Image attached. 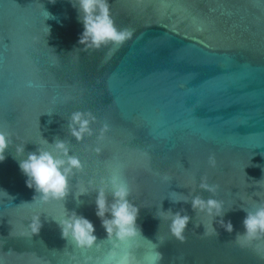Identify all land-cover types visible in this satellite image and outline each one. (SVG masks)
<instances>
[{
    "label": "water",
    "instance_id": "1",
    "mask_svg": "<svg viewBox=\"0 0 264 264\" xmlns=\"http://www.w3.org/2000/svg\"><path fill=\"white\" fill-rule=\"evenodd\" d=\"M109 8L131 38L86 49L69 0H0V129L13 140L0 161V264H103L110 251L138 264H264V235L237 240L241 208L264 202V0H109ZM77 110L94 117L80 141L66 124ZM42 137L64 140L83 163L73 192L119 165L141 234L107 239L94 191L33 197L14 146L25 143L27 154ZM195 195L220 200L233 231L193 209ZM73 210L94 225L93 247L61 238L58 221ZM168 210L189 217L182 239Z\"/></svg>",
    "mask_w": 264,
    "mask_h": 264
},
{
    "label": "clouds",
    "instance_id": "2",
    "mask_svg": "<svg viewBox=\"0 0 264 264\" xmlns=\"http://www.w3.org/2000/svg\"><path fill=\"white\" fill-rule=\"evenodd\" d=\"M69 2L77 10V19L82 24L77 43L84 48L100 49L109 44L119 46L131 38V30L116 27L110 15L109 0H69ZM93 121L94 117L90 113L73 111L66 122L69 134L76 141H80L85 135L92 134L90 123ZM104 127L106 128V125ZM12 143L10 134L0 129V161L5 159V149ZM24 144L16 143L14 150L15 156L23 157L17 161V165L25 177V186L34 191L33 197L38 198L41 203L63 200L69 191H72L70 180L83 168L80 158L72 155L67 143L59 138L50 143L42 137L36 144L35 151H29L27 154H24ZM94 150L99 151L98 148ZM214 163V159L210 156L209 164L214 166ZM199 187L210 193L216 192V185L208 184L203 180ZM93 191L95 216L99 218L107 239L124 243L138 233L141 234L136 223L138 207L129 199L130 187L123 179L119 165L111 167L108 175L101 178L99 184L89 180L79 184L72 194L74 199H78L81 195ZM106 194H110L111 200H107ZM171 199L173 202L188 201L187 196L176 193H172ZM190 206L204 212L210 218L220 217L215 222L219 223L224 231L229 233L233 231L231 222L222 218L223 203L220 200L211 196L204 199L195 195L191 197ZM241 210L244 212L241 220L243 231L237 236V240L251 241L264 235V202L256 203L251 209L241 208ZM161 213H166L170 217V232L176 238L182 239L189 217L179 211L168 210ZM57 226L61 238L66 240L70 238L77 248L88 249L97 244L92 222L74 210L67 211L59 219ZM40 227L41 224L34 218L30 225L31 231L36 233ZM208 228L211 232H215L212 223ZM158 256L157 253V258ZM103 264H138V262L128 251H123L118 257L115 252L110 251ZM145 264H155V261L146 258Z\"/></svg>",
    "mask_w": 264,
    "mask_h": 264
}]
</instances>
